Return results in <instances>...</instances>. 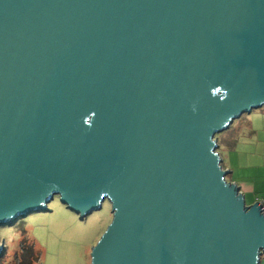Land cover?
<instances>
[{"label": "water", "instance_id": "water-1", "mask_svg": "<svg viewBox=\"0 0 264 264\" xmlns=\"http://www.w3.org/2000/svg\"><path fill=\"white\" fill-rule=\"evenodd\" d=\"M261 107L264 0H0V225L109 200L92 264H261L216 138Z\"/></svg>", "mask_w": 264, "mask_h": 264}, {"label": "rangeland", "instance_id": "rangeland-1", "mask_svg": "<svg viewBox=\"0 0 264 264\" xmlns=\"http://www.w3.org/2000/svg\"><path fill=\"white\" fill-rule=\"evenodd\" d=\"M263 117L264 107L254 109L236 119L226 131L218 133L217 150L221 157L229 142L228 135L241 126L244 131L253 124L262 126ZM222 164L224 167L223 161ZM48 208V211L21 217L11 225H0V244L5 246L0 264H92L93 247L113 219L110 201L105 200L100 210L84 219L63 204L59 196L48 203ZM261 264H264V252Z\"/></svg>", "mask_w": 264, "mask_h": 264}, {"label": "crops", "instance_id": "crops-1", "mask_svg": "<svg viewBox=\"0 0 264 264\" xmlns=\"http://www.w3.org/2000/svg\"><path fill=\"white\" fill-rule=\"evenodd\" d=\"M241 127L229 133L222 159L224 167L230 170L228 181L236 183L246 204L252 205L264 202V123L253 124L245 131Z\"/></svg>", "mask_w": 264, "mask_h": 264}, {"label": "built area", "instance_id": "built-area-1", "mask_svg": "<svg viewBox=\"0 0 264 264\" xmlns=\"http://www.w3.org/2000/svg\"><path fill=\"white\" fill-rule=\"evenodd\" d=\"M260 203H261V205H262V209H263V211H264V202L263 201H259Z\"/></svg>", "mask_w": 264, "mask_h": 264}]
</instances>
